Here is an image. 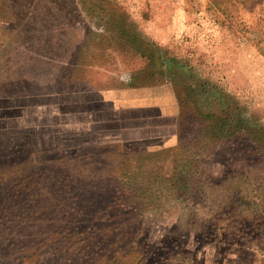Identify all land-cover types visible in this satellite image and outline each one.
<instances>
[{"label":"rangeland","instance_id":"1","mask_svg":"<svg viewBox=\"0 0 264 264\" xmlns=\"http://www.w3.org/2000/svg\"><path fill=\"white\" fill-rule=\"evenodd\" d=\"M200 112L264 132V0H0V264H264L261 139Z\"/></svg>","mask_w":264,"mask_h":264},{"label":"trees","instance_id":"2","mask_svg":"<svg viewBox=\"0 0 264 264\" xmlns=\"http://www.w3.org/2000/svg\"><path fill=\"white\" fill-rule=\"evenodd\" d=\"M93 11H94L93 8H88L89 13ZM106 17H108V19H110L113 22V24L116 25L114 26L113 24H111L109 25L111 27L109 26H106V28H104V26L101 27V29L105 31L109 35V37L112 39L110 44L112 43L115 44L116 46H118V48L122 49L123 51L133 52L134 54H138L139 57L147 61V65H148L150 63L151 56L145 53L143 50L145 49V46H150L152 42L142 38L138 32L132 31L127 26L126 21H125L126 17H125L124 12H121V11L112 12L111 14L110 12H108L106 14ZM103 18L104 17H101L100 19L102 20ZM107 23H109V20H107ZM94 24L99 25L100 23L94 21ZM149 71L155 74L154 71H151V70ZM200 114L205 119L209 117L212 118L211 120H209L207 125L208 127H210V131L212 133H217L216 139L223 138L224 136L226 138H229L231 136L236 135L237 133L248 132L250 133V135H252V138H253L252 140L261 139L258 142L260 145V149L264 147V132H261L259 134L260 136L259 137L258 131L254 130V128H249L247 125H244L242 123L232 125L231 118H229L226 115H220V114L217 115L211 112H208V113L200 112ZM229 129L230 131L226 132Z\"/></svg>","mask_w":264,"mask_h":264}]
</instances>
